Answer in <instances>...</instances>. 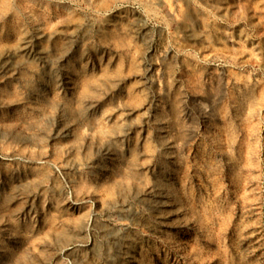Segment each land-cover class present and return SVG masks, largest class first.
I'll use <instances>...</instances> for the list:
<instances>
[{"label":"rangeland","instance_id":"obj_1","mask_svg":"<svg viewBox=\"0 0 264 264\" xmlns=\"http://www.w3.org/2000/svg\"><path fill=\"white\" fill-rule=\"evenodd\" d=\"M0 264H264V0H0Z\"/></svg>","mask_w":264,"mask_h":264}]
</instances>
